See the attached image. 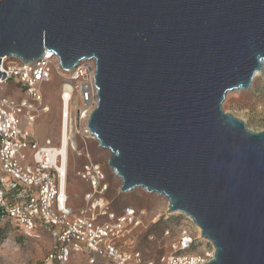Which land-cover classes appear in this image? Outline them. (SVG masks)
I'll list each match as a JSON object with an SVG mask.
<instances>
[{"label": "water", "instance_id": "1", "mask_svg": "<svg viewBox=\"0 0 264 264\" xmlns=\"http://www.w3.org/2000/svg\"><path fill=\"white\" fill-rule=\"evenodd\" d=\"M45 50L66 71L95 59L87 125L121 192L165 196L204 264H264V130L222 108L262 69L264 0H0V60Z\"/></svg>", "mask_w": 264, "mask_h": 264}, {"label": "built area", "instance_id": "2", "mask_svg": "<svg viewBox=\"0 0 264 264\" xmlns=\"http://www.w3.org/2000/svg\"><path fill=\"white\" fill-rule=\"evenodd\" d=\"M95 69L94 58H83L66 71L50 50L33 62L1 57L0 70L6 76L1 79L0 75V85L15 80L23 95H0V221L6 219L13 224L18 220L19 227L35 228L53 241L38 264L208 262L213 250L206 255L191 251L201 236L192 230L190 226L195 225L187 216L191 225L179 227L170 254L150 258L131 247L133 232L142 224L145 211L131 206L115 211L110 207L105 195L109 188L106 174L91 159L87 147L90 141L98 143L87 125L98 100ZM54 74L62 79L60 138H46L40 145L33 127L50 111L43 85ZM19 116L25 118V128L19 126ZM28 149L32 151L29 156ZM74 156L84 158L76 174L89 188L83 194L84 204L78 208L70 205L67 192L68 168ZM28 157L30 161L25 163ZM169 235L170 230L165 228L163 237Z\"/></svg>", "mask_w": 264, "mask_h": 264}, {"label": "rangeland", "instance_id": "3", "mask_svg": "<svg viewBox=\"0 0 264 264\" xmlns=\"http://www.w3.org/2000/svg\"><path fill=\"white\" fill-rule=\"evenodd\" d=\"M61 83L62 79L54 74L50 82L43 85V93L50 105V111L39 117L33 127L40 145L44 144L46 138L57 141L60 121L59 88ZM2 94L23 95L22 91L16 86L15 80L0 85V95ZM222 108L225 112H230L233 116L242 119L249 129L254 131L264 130V67L261 69L260 74L253 78L248 89H235L227 92L222 102ZM19 120V126L25 128V118L19 116ZM87 147L91 159L98 163L106 174L109 188L105 195L110 202V207L115 211H120L125 206L145 211L142 224L133 232L131 247L141 250L146 257L150 258L170 254L172 252L171 242L177 236L179 227L186 224L190 226L191 222L182 213H167L168 200L163 195L154 192L148 193L140 187L121 192V180L115 176L114 171L107 164L110 152L98 146L96 141H90ZM31 152L30 149L26 151L28 156ZM29 161L28 157L25 163ZM83 162V157L74 156L69 163L67 192L69 203L73 208H78L84 204L83 194L89 190L87 184L76 174ZM11 226L12 223L8 222L5 227L10 228ZM190 227L198 233L195 226ZM165 228L170 230L169 237H163ZM3 235L4 229H0V238ZM212 250L211 243L206 238L201 237L197 239L191 251L206 255ZM79 255L83 256V254ZM40 260H37L36 264Z\"/></svg>", "mask_w": 264, "mask_h": 264}, {"label": "clouds", "instance_id": "4", "mask_svg": "<svg viewBox=\"0 0 264 264\" xmlns=\"http://www.w3.org/2000/svg\"><path fill=\"white\" fill-rule=\"evenodd\" d=\"M7 224L6 219L0 221V229H4L0 238V264H36L53 244L48 236L35 228L19 227L18 220L10 228L5 227Z\"/></svg>", "mask_w": 264, "mask_h": 264}, {"label": "bare ground", "instance_id": "5", "mask_svg": "<svg viewBox=\"0 0 264 264\" xmlns=\"http://www.w3.org/2000/svg\"><path fill=\"white\" fill-rule=\"evenodd\" d=\"M264 67V63L262 65V68ZM258 74H260V71H257L255 74H254V77H256ZM253 77V78H254ZM61 124V108H60V121H59V130H58V139L60 138V126ZM64 144H65V141H64V138H63V145H62V148H61V151L63 152L64 151ZM196 229L198 231V233L200 234V228L198 226H196Z\"/></svg>", "mask_w": 264, "mask_h": 264}]
</instances>
